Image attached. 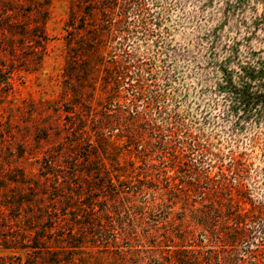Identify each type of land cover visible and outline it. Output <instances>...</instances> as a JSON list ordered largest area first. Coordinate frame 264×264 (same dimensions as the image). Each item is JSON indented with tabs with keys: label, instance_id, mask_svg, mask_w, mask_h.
I'll use <instances>...</instances> for the list:
<instances>
[{
	"label": "rangeland",
	"instance_id": "374dc122",
	"mask_svg": "<svg viewBox=\"0 0 264 264\" xmlns=\"http://www.w3.org/2000/svg\"><path fill=\"white\" fill-rule=\"evenodd\" d=\"M16 1L29 16L30 0H0V17ZM44 1L50 40L41 64L34 71L18 64L12 89H0V180L26 177L66 194L59 216L65 240L70 233L74 239L61 264H174L188 251L229 240L239 215L256 217L257 242L263 240L264 114L239 110L225 80L231 74L239 88L247 64L223 60L230 56L226 45L248 35L253 16H264V0H245L241 8L236 0L147 1L152 32L138 56L148 63L145 78L157 80L166 95L165 117L185 122L199 145V154L182 160L178 154L191 142L186 129L171 139L162 119L117 125L109 141L98 137L117 102L107 98L108 64H66L71 7L89 0ZM245 46L264 57V30L243 46L247 53ZM67 107L87 122L71 127ZM92 113L104 120L100 126L88 118ZM50 162L58 179L43 177Z\"/></svg>",
	"mask_w": 264,
	"mask_h": 264
},
{
	"label": "trees",
	"instance_id": "16d2710c",
	"mask_svg": "<svg viewBox=\"0 0 264 264\" xmlns=\"http://www.w3.org/2000/svg\"><path fill=\"white\" fill-rule=\"evenodd\" d=\"M30 1L32 5L29 16H23L28 10L23 11L20 1H16V6L5 4L2 8L0 79L2 76L4 79L0 80L1 90L12 89L10 80L18 70V64L28 65L30 70L34 71L46 54L50 40L45 28L50 17L49 2L45 4V1ZM147 1L89 0L74 2L71 7L66 24V64H108L107 98L117 101L114 105L116 109H113L115 112L112 115L106 114L105 120H109L110 127L96 130L100 139L109 141L111 135L108 133L117 125H125L126 129H129L133 125L154 123L158 119H162L161 125L166 126L171 139L187 127L185 122L179 121L177 117H165L166 95L161 93L157 80L149 81L145 78V73L150 72H147L142 64L148 63L138 56L140 42H146L152 32V14ZM244 2L245 0H236V7L241 8ZM21 16L24 19H21ZM245 23L242 22L244 26ZM263 27L264 16H253L252 28L247 32V38L227 44L224 50L227 49L230 56L223 60V63L245 61L247 64L243 69L242 84L239 88L232 85L231 74L225 81L230 85L232 98L239 110L245 113L256 110V114L260 116L264 114V57L257 58L256 52H248V46H245L247 53L242 49L257 35L258 30H264ZM80 34V40H77V35ZM212 36L214 41L211 49L215 51L220 36L216 32ZM84 106L89 112L94 110L87 104ZM65 109L66 119L71 127L87 122L85 115L78 112L76 107ZM88 118H92L94 125L98 126L104 121L98 120L94 113ZM120 131L125 134L123 129ZM76 133L77 139L83 138L84 132ZM184 134L185 139L191 142L183 144L178 154L180 160L200 153L199 145L187 129ZM106 136H109L108 139ZM54 171L56 165L50 162L43 172V177L48 180L47 177L52 175L54 179H58L59 175L54 174ZM9 181L10 184L0 180V264H61L60 253L68 248V240L74 239L70 233L68 240H65V221L59 216V213L63 212L59 205L65 204L66 194L58 187H53L51 192L38 181L28 180L26 177ZM246 216H237L229 240L223 241L221 246L215 245V248L207 251H188L182 259L177 258L174 264H264V239L257 242L256 217L253 216L252 220L248 221ZM261 231L264 232V227ZM23 253H26V257ZM40 253H46L49 259L43 261L38 256Z\"/></svg>",
	"mask_w": 264,
	"mask_h": 264
}]
</instances>
